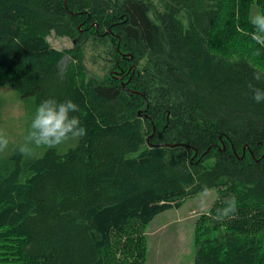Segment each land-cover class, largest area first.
<instances>
[{
  "label": "trees",
  "instance_id": "obj_1",
  "mask_svg": "<svg viewBox=\"0 0 264 264\" xmlns=\"http://www.w3.org/2000/svg\"><path fill=\"white\" fill-rule=\"evenodd\" d=\"M254 5L264 13V0H0V87L71 99L87 129L64 153L0 161V264H144L145 224L210 189L194 264H264Z\"/></svg>",
  "mask_w": 264,
  "mask_h": 264
},
{
  "label": "rangeland",
  "instance_id": "obj_2",
  "mask_svg": "<svg viewBox=\"0 0 264 264\" xmlns=\"http://www.w3.org/2000/svg\"><path fill=\"white\" fill-rule=\"evenodd\" d=\"M253 9V13L257 11L255 5ZM47 39L57 50L68 49L73 45L69 37L56 36L54 33L48 35ZM89 61H85L88 70L100 74L98 64L96 66ZM68 62L69 57L62 58L61 67H66ZM36 107L33 97H20L10 84L0 87V132H4L9 139L8 148L0 153V161L10 157L24 143ZM76 144L77 139H73L55 149L64 153ZM47 149L43 146L36 149V155L31 158L41 157ZM22 157L24 160L31 159L24 155ZM217 195L215 189H210L187 197L180 207L166 209L146 223L142 230L145 239L144 264H194L195 222L212 205Z\"/></svg>",
  "mask_w": 264,
  "mask_h": 264
},
{
  "label": "clouds",
  "instance_id": "obj_3",
  "mask_svg": "<svg viewBox=\"0 0 264 264\" xmlns=\"http://www.w3.org/2000/svg\"><path fill=\"white\" fill-rule=\"evenodd\" d=\"M253 31L249 34L252 41L260 48H264V13L255 11L249 17ZM259 48L256 55H259ZM256 84L249 83L248 88L252 100L257 104H264V87L257 84L264 83V71L255 70L252 75ZM79 106L71 99L58 102L55 98L43 99L36 107L31 119L30 128L24 136V143L18 146L17 151L25 157H34L36 149L46 147L55 149L69 140L83 138L87 129L82 126L80 118L72 113L79 112ZM9 145V139L4 132H0V153ZM237 210L236 196H230L224 201V207L216 209V218L224 219ZM205 213L210 210L205 209Z\"/></svg>",
  "mask_w": 264,
  "mask_h": 264
}]
</instances>
